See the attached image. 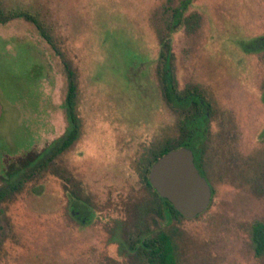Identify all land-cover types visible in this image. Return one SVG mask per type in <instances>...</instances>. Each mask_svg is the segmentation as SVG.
I'll return each mask as SVG.
<instances>
[{
  "label": "rangeland",
  "instance_id": "rangeland-1",
  "mask_svg": "<svg viewBox=\"0 0 264 264\" xmlns=\"http://www.w3.org/2000/svg\"><path fill=\"white\" fill-rule=\"evenodd\" d=\"M0 9L12 13L0 23V191L16 186L0 201V264H145L137 250L160 233L175 264H264L251 236L264 223V0H0ZM162 55L176 94L208 113L199 148L213 192L192 219L166 215L143 181L192 111L166 100ZM71 83L76 138L48 159L71 129ZM72 200L89 215L73 218Z\"/></svg>",
  "mask_w": 264,
  "mask_h": 264
},
{
  "label": "trees",
  "instance_id": "trees-1",
  "mask_svg": "<svg viewBox=\"0 0 264 264\" xmlns=\"http://www.w3.org/2000/svg\"><path fill=\"white\" fill-rule=\"evenodd\" d=\"M11 14L12 13L7 14L6 12L0 9V23H4L5 21H7V16H10ZM24 15L28 17L27 14ZM34 22L35 21L33 20V23ZM165 48H167V45L165 46ZM254 48H256L254 46V42H251V45H249V47H246L244 49L246 52H248V51L256 50ZM162 57L165 58L162 79L164 83L163 89L166 100L178 107H182V108L190 107L192 111L189 117H187L182 123L183 130L186 129V131L182 132L180 138H178L174 143L169 144L168 146H164L160 148L157 152L152 153L151 158L149 160V166L162 155L166 154L167 152L173 149L180 147H186L190 149L193 155L196 157L197 147L199 145L198 142L199 132L196 130V127L199 123L200 118L204 117V115L199 116V114L197 113L196 106L198 104V100L196 96L192 94H187L186 96L180 97V95L176 94L173 87V79L169 71L170 67L167 63L168 60L165 56L162 55ZM74 98H75L74 87L71 83L69 85V89L66 97L68 114L71 121V129L62 139V141L58 144L55 151H50L47 154L44 152V155L47 156L48 159H51L56 154H59L62 151H64L70 144H72V142L76 138V133H77V126L75 123L76 117L73 113L74 102H75ZM41 156L42 155L40 154L34 155L36 159L43 160ZM196 160L197 159H195L194 162L197 165ZM16 164L14 165V167L12 166L9 168V170L6 171V173L4 174L5 179H8L16 175L20 171L22 165L20 164L16 165ZM26 164H24V166ZM41 164L45 165V162H41L37 166H41ZM18 181L19 180H17V182ZM147 185L150 186L148 182ZM8 187L9 188L7 190L4 189L0 191V201L9 197L13 193L12 191L16 189L15 185L13 186L9 185ZM154 194L160 200L161 205L163 206V210L166 211L168 215L174 217L179 216V214L173 209V207L166 200L158 197V195L155 192ZM251 236H252V242L254 244L255 255L264 257V223H256L255 225H253L251 230ZM137 251H138V255L144 261L145 264H175L172 242L170 238L164 233H160L154 238L144 239L141 242V247Z\"/></svg>",
  "mask_w": 264,
  "mask_h": 264
},
{
  "label": "water",
  "instance_id": "water-1",
  "mask_svg": "<svg viewBox=\"0 0 264 264\" xmlns=\"http://www.w3.org/2000/svg\"><path fill=\"white\" fill-rule=\"evenodd\" d=\"M0 104V117L2 115ZM148 181L158 196L183 218L203 213L211 201V189L194 165L190 149L180 147L159 157L151 166Z\"/></svg>",
  "mask_w": 264,
  "mask_h": 264
},
{
  "label": "flooded vegetation",
  "instance_id": "flooded-vegetation-1",
  "mask_svg": "<svg viewBox=\"0 0 264 264\" xmlns=\"http://www.w3.org/2000/svg\"><path fill=\"white\" fill-rule=\"evenodd\" d=\"M198 104L196 106L197 108V113L199 114V116H202L204 115L203 118H200L199 120V123L196 127V130L199 132V137H198V142H199V145L201 146L202 142H203V139L205 138V131H206V121H207V117H208V113H207V108H206V105L205 103H203L202 101H200L198 98ZM263 102H264V97H263ZM199 145L197 147V156L195 157L194 155V161L195 159H197V165L195 164L194 162V165L195 167L197 168L199 174L205 178L206 176L204 175L202 169H201V161H200V154L202 152L201 148H199ZM153 165V163L150 165V168L149 169H146V173L145 175L143 176V181H144V184L145 186L148 188V190L150 189L151 192H155L156 191L152 188V186L150 185L149 181H148V175H149V172H150V169H151V166ZM14 167V166H13ZM205 176V177H204ZM207 179V177L205 178V180ZM149 183L150 186L147 185V182ZM207 181V180H206ZM208 183V182H207ZM209 184V183H208ZM210 186V185H209ZM210 189H211V193L213 192L212 191V188L210 186ZM157 194V193H156ZM158 195V194H157ZM159 197V196H158ZM212 197V196H211ZM158 199V198H157ZM159 200V199H158ZM160 202V200H159ZM161 203V202H160ZM80 204L77 202H75V200H72V203L70 205V214L73 216V218H79V216L81 215V213L85 212L86 215L88 214L89 215V211L87 210V208L85 207V205L83 203H81V206H79ZM163 207V206H162ZM82 210H81V209ZM174 209V208H173ZM166 215H168L166 213V211H164ZM180 216V215H179ZM181 217V216H180ZM87 217H84L83 220H82V223H85V220H86Z\"/></svg>",
  "mask_w": 264,
  "mask_h": 264
}]
</instances>
